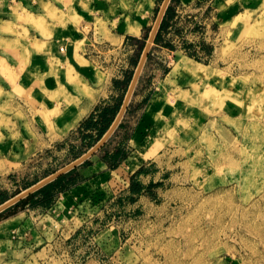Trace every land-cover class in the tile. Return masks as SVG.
Instances as JSON below:
<instances>
[{
	"label": "rangeland",
	"instance_id": "374dc122",
	"mask_svg": "<svg viewBox=\"0 0 264 264\" xmlns=\"http://www.w3.org/2000/svg\"><path fill=\"white\" fill-rule=\"evenodd\" d=\"M163 1H157L142 39L130 40L129 56L114 50L112 61H102L103 67L113 65L117 77L113 96L100 107L121 108ZM185 10L177 0L170 1L127 110L95 153H103L112 168L127 157L128 134L134 126H124L122 136L118 131L133 112L140 80L142 87H160L175 66V52L182 51L208 67L202 76H187V85L181 83L185 90L191 85L190 92L177 88L172 93L182 109L175 112L169 133L178 161L171 180L159 189V181L145 184L140 171L130 182L115 176L117 180L93 189L77 209L50 211L55 220L46 227L45 218L39 221L43 230L36 240L0 241V264H264V0H250L239 17L226 22L213 16L211 4ZM5 25L0 31L13 34L22 26ZM4 42L6 52L12 40L0 32V45ZM161 47L169 55L158 54ZM3 62L0 128L6 129L13 126L2 124L21 116V109L15 106L16 72ZM193 64L197 73L205 71ZM154 67L160 78H144L145 69ZM3 78L9 79L7 86ZM91 115L94 118L87 122ZM91 115L23 162L7 159L3 165L9 167L0 173V201L93 147L112 111H106L104 119L98 110ZM113 146L117 147L110 153ZM92 157L88 163L96 156Z\"/></svg>",
	"mask_w": 264,
	"mask_h": 264
},
{
	"label": "crops",
	"instance_id": "0c3cea01",
	"mask_svg": "<svg viewBox=\"0 0 264 264\" xmlns=\"http://www.w3.org/2000/svg\"><path fill=\"white\" fill-rule=\"evenodd\" d=\"M157 1L0 0V26L5 27L9 23L17 27L22 25L23 28L14 34L7 33L5 29L0 31L2 38L10 37L12 40L6 52L3 47L6 42L1 43L0 60L12 72H16L17 76L13 77H17L19 92L15 106L21 109V116L13 118L8 124H2L13 127L0 128V173L9 167L3 165L7 159L20 158L23 162L42 151L77 128L96 112L101 103L113 96L116 71L113 65L106 64L103 67L102 61H109L114 50L130 55L129 42L131 39H142L145 28L151 24V14L155 11ZM249 1L177 0L179 7L186 10L211 4L213 16L221 22L239 17ZM49 10H55V14ZM168 53L164 47L158 52L161 55ZM193 62L202 65L205 71L193 73L184 68L183 65ZM207 67L182 51H177L175 66L166 74L160 87L153 89L149 84L142 87L140 80L141 87L133 96L135 101L130 110L133 112L128 114L125 125L118 131L122 136L126 132L124 126H134L128 134L130 152L127 157L116 168H112L111 161L103 153L94 154L92 156L96 157L93 162L88 163L87 159L39 188L60 178L52 189L49 204L41 201L42 193L35 195L38 204H21V200L37 192V189L4 209L0 212V241L11 243L14 238L16 241L36 240L39 237L37 234L43 230L42 226L39 228V221L45 218L46 227L55 220L49 214L50 211L60 214L77 209L89 198L93 189L113 182L115 176L130 182V176L140 171V178L145 184L159 181V189L166 186L178 163L174 153L176 148L170 143L173 139L169 133L175 112L182 109V106L178 107L177 99L172 100V93L177 88L184 94L190 92L192 86L185 90L181 83L187 85V76H202ZM145 70H148V74L144 78H160L155 75V67ZM2 82L5 86L10 83L6 78ZM145 97L147 101L142 103ZM120 141L114 143L119 144ZM116 147L113 146L110 153ZM141 198L147 197L142 195Z\"/></svg>",
	"mask_w": 264,
	"mask_h": 264
},
{
	"label": "water",
	"instance_id": "95a60500",
	"mask_svg": "<svg viewBox=\"0 0 264 264\" xmlns=\"http://www.w3.org/2000/svg\"><path fill=\"white\" fill-rule=\"evenodd\" d=\"M170 1L171 0H164L163 1L162 7L159 10L155 24H154V26L150 32V35L148 37V40H147L146 45L144 47V50L142 52L140 61L137 65V69L135 70L134 76L132 78V81L130 83L129 89H128L126 96L124 98V101L122 103V106H121L116 118L114 119L113 123L108 128V130L104 133L102 138L93 147H91L85 154H83L82 156H80L79 158H77L76 160L71 162L70 164L66 165L65 167H63L59 170H57L53 174L44 178L43 180L38 181L34 185L28 187L27 189L21 191L20 193L16 194L12 198L1 203L0 204V212L3 211L4 209L8 208L12 204L16 203L17 201L21 200L23 197L29 195L30 193L36 191L40 187H42L45 184L49 183L50 181L54 180L55 178L59 177L63 173H65V172L71 170L72 168L76 167L77 165L83 163L84 161L89 159L92 155H94L108 141V139L112 136V134L115 132V130L119 126V124H120V122H121V120H122V118H123V116L127 110V107L131 101L135 87L138 83V80H139V77H140L141 72L143 70L144 64L147 60L148 54L151 50L152 44L155 40L156 34L159 30V27H160L161 22L164 18L165 12L168 8Z\"/></svg>",
	"mask_w": 264,
	"mask_h": 264
},
{
	"label": "trees",
	"instance_id": "16d2710c",
	"mask_svg": "<svg viewBox=\"0 0 264 264\" xmlns=\"http://www.w3.org/2000/svg\"><path fill=\"white\" fill-rule=\"evenodd\" d=\"M167 14H168V11H167ZM164 22H165V19H164L163 22H162V26H161V28L163 27ZM158 35H159V33H158ZM158 35H157L156 39H158ZM119 108H120V105H117L114 109L106 108V107H100V106L97 107V110L99 111V116H100V117L102 116L103 119L105 118V112H106V111H112V116H110V119H108V121L105 122L106 126H105L104 130H102V132H101V136H100V137H102V136L104 135V133L108 130V128H109V127L111 126V124L113 123V121H114V119H115V116H116V114H117L118 111H119ZM97 110H96V111H97ZM93 118H94V116L91 115L90 118L87 119V122H90L91 119H93ZM59 180H60V178L57 179L55 182H52V183L46 185L45 187L39 189L37 192L30 194V195L27 196L25 199H23V200L20 201L21 204H25V203H27V202H30L31 205H36V204H38V203H39L38 200L35 199V195H36L37 193H42V200H41V201H43L44 203L49 204L50 201H51V198H52V189H53L54 186L58 183ZM132 188H133V190H136L137 193H140L141 190H142V188H140V187L135 189L134 186H133ZM5 200H6V199L1 200L0 203L4 202ZM20 202H19V203H20Z\"/></svg>",
	"mask_w": 264,
	"mask_h": 264
},
{
	"label": "bare ground",
	"instance_id": "6f19581e",
	"mask_svg": "<svg viewBox=\"0 0 264 264\" xmlns=\"http://www.w3.org/2000/svg\"><path fill=\"white\" fill-rule=\"evenodd\" d=\"M182 63H184V62H182ZM180 64H181V62H180ZM179 64V65H180ZM184 66V68L186 69V70H188V71H190V72H193V73H197V67H195V66H193V64H185V65H183ZM199 69V68H198Z\"/></svg>",
	"mask_w": 264,
	"mask_h": 264
}]
</instances>
